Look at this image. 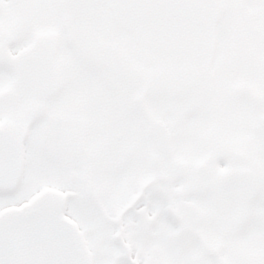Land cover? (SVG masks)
<instances>
[{
    "label": "snow or ice",
    "instance_id": "1",
    "mask_svg": "<svg viewBox=\"0 0 264 264\" xmlns=\"http://www.w3.org/2000/svg\"><path fill=\"white\" fill-rule=\"evenodd\" d=\"M0 264H264V0H0Z\"/></svg>",
    "mask_w": 264,
    "mask_h": 264
}]
</instances>
